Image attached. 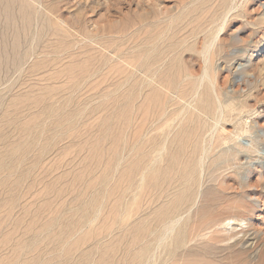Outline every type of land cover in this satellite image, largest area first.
Wrapping results in <instances>:
<instances>
[{
	"label": "rangeland",
	"instance_id": "1",
	"mask_svg": "<svg viewBox=\"0 0 264 264\" xmlns=\"http://www.w3.org/2000/svg\"><path fill=\"white\" fill-rule=\"evenodd\" d=\"M257 131L264 0H0V264H264Z\"/></svg>",
	"mask_w": 264,
	"mask_h": 264
},
{
	"label": "bare ground",
	"instance_id": "2",
	"mask_svg": "<svg viewBox=\"0 0 264 264\" xmlns=\"http://www.w3.org/2000/svg\"><path fill=\"white\" fill-rule=\"evenodd\" d=\"M246 131H249V128L246 129ZM264 138V132H261V131H257L255 132L254 134V140H262Z\"/></svg>",
	"mask_w": 264,
	"mask_h": 264
}]
</instances>
